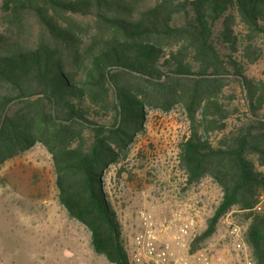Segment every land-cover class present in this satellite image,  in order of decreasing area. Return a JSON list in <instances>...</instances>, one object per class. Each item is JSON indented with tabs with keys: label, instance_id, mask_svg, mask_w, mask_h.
Here are the masks:
<instances>
[{
	"label": "trees",
	"instance_id": "1",
	"mask_svg": "<svg viewBox=\"0 0 264 264\" xmlns=\"http://www.w3.org/2000/svg\"><path fill=\"white\" fill-rule=\"evenodd\" d=\"M264 0H0V165L42 145L59 204L94 254L129 264L103 172L143 131L146 110L179 106L188 185L221 200L192 248L232 208L264 264Z\"/></svg>",
	"mask_w": 264,
	"mask_h": 264
},
{
	"label": "rangeland",
	"instance_id": "2",
	"mask_svg": "<svg viewBox=\"0 0 264 264\" xmlns=\"http://www.w3.org/2000/svg\"><path fill=\"white\" fill-rule=\"evenodd\" d=\"M257 44L263 57L248 66L247 73L260 78L264 38ZM144 118L143 131L100 179L125 252L141 231V211L163 229L160 241L170 240L177 226L187 222L190 235L186 243L192 251L215 242L228 222L241 227L247 243L249 213L232 208L220 217L215 232L192 248L222 193L209 177L192 185L185 182L178 152L188 133V123L179 106L168 113L146 110ZM258 170L264 172V168ZM57 195L52 159L42 145L35 144L0 165V264H109L93 253L89 231L68 217ZM258 209L264 212V192Z\"/></svg>",
	"mask_w": 264,
	"mask_h": 264
},
{
	"label": "built area",
	"instance_id": "3",
	"mask_svg": "<svg viewBox=\"0 0 264 264\" xmlns=\"http://www.w3.org/2000/svg\"><path fill=\"white\" fill-rule=\"evenodd\" d=\"M138 217L141 231L133 237L131 248L126 251L129 264H255L241 227L236 223L228 222L215 242L192 251L186 243L190 235L187 222L177 226L170 240L160 241L159 233L163 229H158L144 211L139 212Z\"/></svg>",
	"mask_w": 264,
	"mask_h": 264
}]
</instances>
